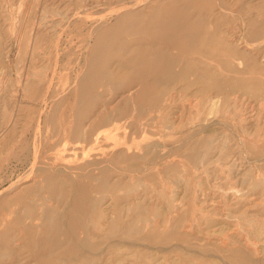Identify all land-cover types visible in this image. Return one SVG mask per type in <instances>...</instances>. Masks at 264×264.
Returning a JSON list of instances; mask_svg holds the SVG:
<instances>
[{"label": "rangeland", "instance_id": "rangeland-1", "mask_svg": "<svg viewBox=\"0 0 264 264\" xmlns=\"http://www.w3.org/2000/svg\"><path fill=\"white\" fill-rule=\"evenodd\" d=\"M0 264H264V0H0Z\"/></svg>", "mask_w": 264, "mask_h": 264}, {"label": "bare ground", "instance_id": "bare-ground-1", "mask_svg": "<svg viewBox=\"0 0 264 264\" xmlns=\"http://www.w3.org/2000/svg\"><path fill=\"white\" fill-rule=\"evenodd\" d=\"M146 1H148V0H146ZM149 1H152V0H149ZM141 3H142V2H141ZM145 3H146V2H145ZM143 4H144V2H143ZM147 4H148V3H147ZM136 5H137V4H136ZM140 5H141V4H140ZM140 5H139V6H140ZM127 6H128V5H127ZM134 6H135V4H134ZM144 6H145V5H144ZM123 8H124V7H123ZM135 8H137V6H136V7H133V6H132V7L128 8V9L123 10V11L121 12V14H120L121 17L124 16V15L126 14V11H127V10H131V9H135ZM121 9H122V8H121ZM114 10H115V9H114ZM118 10H120V8H119ZM148 10H149V9H148ZM146 13H147V12H146ZM146 13H145V14H146ZM105 14H106V13H105ZM169 14H171V13H169ZM146 15H147V14H146ZM91 16H92V15H91ZM169 16H170V15H169ZM169 16H167V17H169ZM146 17H147V16H146ZM170 17H172V16H170ZM170 17H169V18H170ZM164 18H165V17H164ZM169 18H168V19H169ZM108 19H109V18H108ZM168 19L166 18L165 20H168ZM101 21H102V20H101ZM158 24H159V23H158ZM168 24H170V23H168ZM177 24H178V23H177ZM158 27H159V26H158ZM95 28H96V27H95ZM93 30H95V29L93 28ZM96 30H97V29H96ZM96 30H95V32H96ZM92 32H94V31H92ZM92 32H91V33H92ZM194 33H196V32H193V34H194ZM93 34H94V33H93ZM93 34H92V35H93ZM171 36H172V35H171ZM91 37H92V36H91ZM196 40H197V39H196ZM229 40H230V39H229ZM259 44H260V43H259ZM191 46H192V44H191ZM103 48H104V47H103ZM151 48H152V47H151ZM99 49H100V48H99ZM160 50H161V49H160ZM98 51H99V50H98ZM151 52H152V51H150V53H151ZM161 52H162V51H161ZM141 62H142V61H141ZM150 63H151V61H150ZM149 65H150V64H149ZM153 67H154V66H153ZM150 68H151V67H150ZM95 71H96V70H95ZM135 89H136V88H135ZM261 96H262V95H261ZM235 134H236V133H235ZM159 147H160V146H159ZM34 169H35V168H34ZM11 189H12V188H11ZM47 218H48V217H47ZM252 244H253V243H252ZM92 254H93V253H92Z\"/></svg>", "mask_w": 264, "mask_h": 264}]
</instances>
